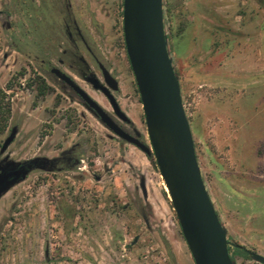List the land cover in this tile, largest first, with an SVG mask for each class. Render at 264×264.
I'll return each mask as SVG.
<instances>
[{"label":"rangeland","instance_id":"1","mask_svg":"<svg viewBox=\"0 0 264 264\" xmlns=\"http://www.w3.org/2000/svg\"><path fill=\"white\" fill-rule=\"evenodd\" d=\"M164 14L230 255L236 264H260L235 247L249 249L250 229L241 238L235 227L250 222L253 201L264 203V0H164ZM64 22L82 32L88 48L79 40L78 51L91 70L103 81L99 62L117 79L113 94L131 124L100 91L62 69L151 147L124 42L123 0H0V149L17 127L7 150L13 159H50L78 144L81 160L58 173L33 171L0 199V264H195L155 160L39 67L43 60L58 65L69 45ZM236 205L247 209L243 221Z\"/></svg>","mask_w":264,"mask_h":264},{"label":"water","instance_id":"2","mask_svg":"<svg viewBox=\"0 0 264 264\" xmlns=\"http://www.w3.org/2000/svg\"><path fill=\"white\" fill-rule=\"evenodd\" d=\"M123 34L151 147L141 141L138 130H134L135 136L122 130L108 111L69 75L57 69L53 72L109 130L155 160L195 264H236L230 255L232 243L227 228L211 199L199 164L181 84L169 50L164 0H123ZM102 71L105 85L93 75L84 80L106 96L117 116L130 122L113 94L119 90L117 79L106 67L102 66ZM17 132V127L12 128L2 145V154ZM10 165L15 168L20 162L11 160ZM29 172L12 170L0 174V199L24 181ZM246 252L254 261L264 264L263 255L249 249Z\"/></svg>","mask_w":264,"mask_h":264},{"label":"flooded vegetation","instance_id":"3","mask_svg":"<svg viewBox=\"0 0 264 264\" xmlns=\"http://www.w3.org/2000/svg\"><path fill=\"white\" fill-rule=\"evenodd\" d=\"M74 24H75V22H74ZM63 27H64V33L68 37L69 45L67 47H65L64 49H62V52L57 57L58 65H56L54 62H47L46 63V61L43 60L42 63L39 64V67L43 71H49V73H51L52 76H55L56 78H58V80L63 84V86H65V87H67L69 89H71V88L69 86H67L63 81H61L59 79L58 75L53 72L54 69H57L60 72L66 73L72 79H74L69 73H67V71L62 69L65 66H67L71 71H74L75 73H77L82 79H84L86 77H90V76L93 75L97 79H99L102 84L105 85L104 75H103V71H102V66L103 65L101 63L97 62L98 63V67H99L100 72H101V75H102V79H103V81H102L91 70L90 66L87 64V62L83 58V56H81L79 54V51H78L79 48H80L79 43H78L79 40L83 44H85V46L87 48H88V46H87V44L85 42V39H84V37L82 35V32L78 28V26H76V24H75V26L73 27L74 30H72L71 26L69 24H67V23L65 24V22H64ZM59 42L60 41H57L56 43H54L55 46L59 45ZM77 63L79 64V66H81V68L78 67ZM113 113H114V111H113ZM114 115L120 121H122L124 124H127V125L131 124V121L130 122H125L119 116H117L115 113H114ZM110 117L112 118L111 115H110ZM112 119L114 120V122L122 130H124L126 133H129L127 130L124 129L123 126L118 124V122L114 118H112ZM16 135H15V137H16ZM130 135H132V134H130ZM15 137H14V140L11 142V144L15 141ZM10 145L8 146V148L10 147ZM1 148H2V146H1ZM8 148H7V150H8ZM78 148H79L78 144H73L70 147L64 149L59 154V156L54 157V158H50L49 160L45 159L46 157H34V158H31V159L16 160V159H13L10 156V154L7 152V150L2 154L1 153V149H0V174H6V173H8V172H10L12 170H22L23 173L26 172V171H30L27 175H30V173H32L33 171H36V170L45 171V172H49V173H58V172H62V171H66V170L72 169L74 167H79L81 160L76 155V153L78 151ZM11 160H14L16 162H20V165L16 166L15 168L12 167L10 165L11 164ZM97 180H100V179L98 178Z\"/></svg>","mask_w":264,"mask_h":264},{"label":"crops","instance_id":"4","mask_svg":"<svg viewBox=\"0 0 264 264\" xmlns=\"http://www.w3.org/2000/svg\"><path fill=\"white\" fill-rule=\"evenodd\" d=\"M244 211H247V209L244 210L242 206L236 205V212L238 214L240 213V221H243ZM250 214H251V218L249 220L250 221L249 223L236 224L235 234H237L239 237L242 238L244 236L243 234L244 231H248L250 229L249 237L251 241L249 242V246H250L249 249H251L252 251H256L257 253L264 256V203L263 202L255 203L253 201V203L251 204ZM238 242L241 243V241ZM242 243L241 246L248 248V246H246L245 243L244 244Z\"/></svg>","mask_w":264,"mask_h":264},{"label":"trees","instance_id":"5","mask_svg":"<svg viewBox=\"0 0 264 264\" xmlns=\"http://www.w3.org/2000/svg\"><path fill=\"white\" fill-rule=\"evenodd\" d=\"M165 20H166V19H165ZM165 26H166V22H165ZM166 28H167V27H166ZM168 38H169V37H168ZM42 94H43V95H46L47 93H46V91L44 90V91L42 92ZM149 159L153 161V158H152V157H149ZM155 163H156V162H155ZM235 247H236L238 250L247 253V252H246V247H244V246H237V245H235ZM229 251H230V247H229ZM232 259H233V258H232Z\"/></svg>","mask_w":264,"mask_h":264}]
</instances>
